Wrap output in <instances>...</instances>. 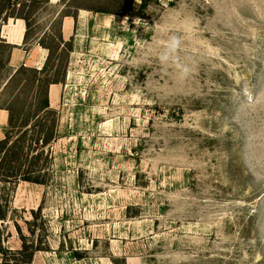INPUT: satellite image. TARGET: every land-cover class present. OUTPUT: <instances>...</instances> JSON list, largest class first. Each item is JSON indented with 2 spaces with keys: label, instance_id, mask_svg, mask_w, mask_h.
<instances>
[{
  "label": "rangeland",
  "instance_id": "obj_1",
  "mask_svg": "<svg viewBox=\"0 0 264 264\" xmlns=\"http://www.w3.org/2000/svg\"><path fill=\"white\" fill-rule=\"evenodd\" d=\"M51 3L0 0V264H264V0Z\"/></svg>",
  "mask_w": 264,
  "mask_h": 264
},
{
  "label": "clouds",
  "instance_id": "obj_2",
  "mask_svg": "<svg viewBox=\"0 0 264 264\" xmlns=\"http://www.w3.org/2000/svg\"><path fill=\"white\" fill-rule=\"evenodd\" d=\"M182 44L183 41L179 35H169L164 41L162 50L159 53V60L163 65H174L183 77H187L189 75V69L187 65L180 63L179 57Z\"/></svg>",
  "mask_w": 264,
  "mask_h": 264
},
{
  "label": "bare ground",
  "instance_id": "obj_3",
  "mask_svg": "<svg viewBox=\"0 0 264 264\" xmlns=\"http://www.w3.org/2000/svg\"><path fill=\"white\" fill-rule=\"evenodd\" d=\"M55 1H58V0H55ZM22 61L24 63V54H23V52H20L19 50H16V54L13 57L12 64L13 65H17V64H19V62H22ZM57 88L58 87L55 86V85L51 86V94L50 95H51V104L52 105H55L56 102H57V99H58V90H57ZM7 121H8L7 112L0 110V127H3L4 125H6ZM0 135H1V130H0Z\"/></svg>",
  "mask_w": 264,
  "mask_h": 264
},
{
  "label": "crops",
  "instance_id": "obj_4",
  "mask_svg": "<svg viewBox=\"0 0 264 264\" xmlns=\"http://www.w3.org/2000/svg\"><path fill=\"white\" fill-rule=\"evenodd\" d=\"M50 4H52V3H51V0H50ZM70 19H71V18H70ZM66 22H67V19H65V21H64V25H63V30H64V32L66 31V29H65V24H66ZM71 24H72V25H71V29H72V26H73V24H74V21H72ZM10 34L13 35V31L10 32ZM4 39L6 40L5 37H4ZM23 39H24V37L21 38V39L19 40V42H21V43H11V44H12V45L14 44L15 46H16V45L19 46V45L22 44ZM9 40H10V39H9ZM7 42H8V41H7ZM9 44H10V43H9ZM21 46H22V45H21ZM41 49H42V48H41ZM31 51H32V50H31ZM38 51H39L38 48H36L35 51H34V53H33V57H32V59H29L30 61H28L29 64H30L31 62H34V61H35V59H36V57H37V55H38ZM13 52H14V51H13ZM13 52H12V53H13ZM15 54H16V51L13 53V56H12V54H11V56H12L11 59H12V60H13V57H14ZM25 54L28 56L30 53L28 54V53L25 52ZM41 57H42V59H43V62H42L41 65H43V63L45 62V57H46V55H45L43 49H42V51H41ZM26 61H27V57L24 56V62H26ZM20 63H23V61H22V62H19V64H20ZM10 64H12V63H11V60H10ZM36 66H39V65H36ZM12 67H13V66H12ZM49 104H50V102H49Z\"/></svg>",
  "mask_w": 264,
  "mask_h": 264
},
{
  "label": "trees",
  "instance_id": "obj_5",
  "mask_svg": "<svg viewBox=\"0 0 264 264\" xmlns=\"http://www.w3.org/2000/svg\"><path fill=\"white\" fill-rule=\"evenodd\" d=\"M52 85V84H51ZM47 108H49V103H48V106H47ZM26 250L25 249H22L21 251H18L19 252V254L20 253H24ZM31 260L30 261H28L26 264H31Z\"/></svg>",
  "mask_w": 264,
  "mask_h": 264
}]
</instances>
